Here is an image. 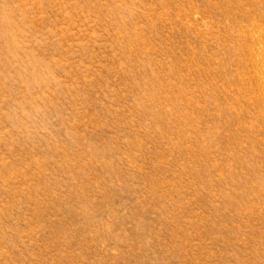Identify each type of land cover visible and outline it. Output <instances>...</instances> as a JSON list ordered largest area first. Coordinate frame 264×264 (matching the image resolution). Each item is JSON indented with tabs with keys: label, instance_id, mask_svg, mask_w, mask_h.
<instances>
[{
	"label": "rangeland",
	"instance_id": "rangeland-1",
	"mask_svg": "<svg viewBox=\"0 0 264 264\" xmlns=\"http://www.w3.org/2000/svg\"><path fill=\"white\" fill-rule=\"evenodd\" d=\"M0 264H264V0H0Z\"/></svg>",
	"mask_w": 264,
	"mask_h": 264
},
{
	"label": "bare ground",
	"instance_id": "bare-ground-1",
	"mask_svg": "<svg viewBox=\"0 0 264 264\" xmlns=\"http://www.w3.org/2000/svg\"><path fill=\"white\" fill-rule=\"evenodd\" d=\"M259 17H260V16H259ZM249 33H250V32H249ZM249 33H248V34H249ZM251 34H252V33H251ZM262 34H263V32H262ZM251 38H253V37H251L250 35L245 36V39H246V40L251 39ZM254 40H255V38H254ZM251 41H252V40H251ZM242 42H243V40H242ZM243 43H244V42H243ZM254 44H255V43H254ZM252 46H253V45L251 44L250 47L253 48ZM259 46H260V45H259ZM245 47H246V46H245ZM250 47L248 46V48H246V50H247L248 52H249V50H250ZM255 47H256V46H255ZM255 47H254V48H255ZM260 48H261V47H260ZM251 50H252V49H251ZM241 51H242V50H241ZM242 53H243V52H242ZM252 53H253V52H252ZM249 54H250V53H249ZM245 55H246V54H245ZM245 55H244V53H243V56H245ZM244 58H246V57H244ZM252 58H253V57H250V60H248V61H249V64H252V65L256 66V65H257V61L252 60ZM260 59H261V58H260ZM244 61H245V60H244ZM244 61H243V62H244ZM246 61H247V60H246ZM261 65H262V64H261ZM250 67H251V66H250ZM253 68H254V67H253ZM249 71H250V70H249ZM254 73H255V72H254ZM260 73H261V72H260ZM260 73H259V74H260ZM257 74H258V73H257ZM255 79H256V78H255ZM256 81H257V80H256Z\"/></svg>",
	"mask_w": 264,
	"mask_h": 264
}]
</instances>
